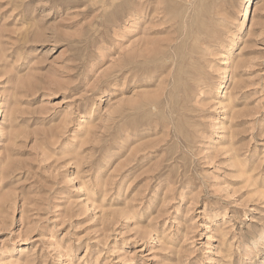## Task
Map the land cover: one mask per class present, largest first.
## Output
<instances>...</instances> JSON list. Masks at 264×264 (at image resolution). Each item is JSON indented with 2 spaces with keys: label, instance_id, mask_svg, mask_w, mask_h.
I'll list each match as a JSON object with an SVG mask.
<instances>
[{
  "label": "rangeland",
  "instance_id": "1",
  "mask_svg": "<svg viewBox=\"0 0 264 264\" xmlns=\"http://www.w3.org/2000/svg\"><path fill=\"white\" fill-rule=\"evenodd\" d=\"M0 264H264V0H0Z\"/></svg>",
  "mask_w": 264,
  "mask_h": 264
}]
</instances>
